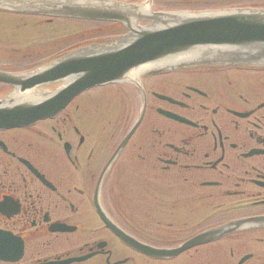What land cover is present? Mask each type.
Returning <instances> with one entry per match:
<instances>
[{
  "label": "flooded vegetation",
  "instance_id": "af4514ba",
  "mask_svg": "<svg viewBox=\"0 0 264 264\" xmlns=\"http://www.w3.org/2000/svg\"><path fill=\"white\" fill-rule=\"evenodd\" d=\"M2 1L0 73L21 85L63 52L109 44L126 32L119 23L40 16L13 8L22 0ZM179 6L152 0L149 8ZM133 78L114 90L82 92L54 118L0 128V227L23 238L17 264L92 253L73 264H264V69L158 68L135 71ZM63 85L24 93L0 81V108ZM142 107L140 125L101 181ZM109 110L116 111L113 120L106 118ZM138 176L146 181H135ZM96 202L118 224L130 222L126 231L154 248L181 245L223 223L245 225L161 260L112 234ZM54 223L75 230H51ZM100 239L107 241L102 250L96 247Z\"/></svg>",
  "mask_w": 264,
  "mask_h": 264
},
{
  "label": "water",
  "instance_id": "95a60500",
  "mask_svg": "<svg viewBox=\"0 0 264 264\" xmlns=\"http://www.w3.org/2000/svg\"><path fill=\"white\" fill-rule=\"evenodd\" d=\"M64 1L57 0L55 3L51 4L57 9V12H53L50 14L55 15H73V16H92V17H109L114 19H121V17H117L118 13L115 11L116 16L108 15L107 12L104 13L100 9H90V10H83L82 12H67V5L63 3ZM52 8V7H51ZM156 17V18H155ZM154 21L156 20L157 24H155L152 31L144 30L141 32V35H133L130 38V41L125 44V47L122 48H131L136 51L138 55L137 58H145L151 59L152 57L148 56L141 48L142 43L139 40L143 37L148 35L152 36L154 34H158V36L151 37L145 44H149L147 46L148 50L152 52H156L162 49V56L168 57L171 56L176 59V57H180L184 55L183 53H188L191 49L198 48L199 51L203 52L202 47H198V16L197 17H190L184 15H170V14H161L154 16ZM153 19V18H152ZM165 28L163 38L161 36L162 31H158V29ZM159 39V40H158ZM233 46V45H231ZM210 48L204 49V51H209ZM116 52V51H115ZM110 54H114V52L106 53V54H95V61H93L94 56L90 55L92 61L89 62L87 65L86 70L88 71L89 78H97L101 72L108 70L111 73H116L121 70H124L130 63L127 57L124 59H120L114 61L112 64L109 65L110 61ZM127 54H130L129 50ZM107 55V56H106ZM141 55V56H140ZM122 57V56H121ZM129 71V70H128ZM126 73V72H125ZM124 73V74H125ZM123 74V75H124ZM53 110H48L50 112ZM107 221V220H106ZM123 239L126 241L129 238L126 235H122Z\"/></svg>",
  "mask_w": 264,
  "mask_h": 264
},
{
  "label": "rangeland",
  "instance_id": "374dc122",
  "mask_svg": "<svg viewBox=\"0 0 264 264\" xmlns=\"http://www.w3.org/2000/svg\"><path fill=\"white\" fill-rule=\"evenodd\" d=\"M225 1L229 2V0H225ZM232 1H235V0H232ZM189 2H193L195 4H198V7H199L200 5H204V4L211 5L210 2H212V0H192V1H189ZM184 3L187 4L188 1L184 2Z\"/></svg>",
  "mask_w": 264,
  "mask_h": 264
}]
</instances>
